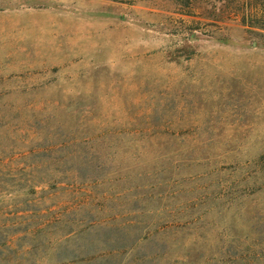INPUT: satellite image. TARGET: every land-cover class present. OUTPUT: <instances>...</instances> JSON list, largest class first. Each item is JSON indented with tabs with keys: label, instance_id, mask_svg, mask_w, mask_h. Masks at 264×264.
Listing matches in <instances>:
<instances>
[{
	"label": "rangeland",
	"instance_id": "obj_1",
	"mask_svg": "<svg viewBox=\"0 0 264 264\" xmlns=\"http://www.w3.org/2000/svg\"><path fill=\"white\" fill-rule=\"evenodd\" d=\"M0 264H264V0H0Z\"/></svg>",
	"mask_w": 264,
	"mask_h": 264
}]
</instances>
